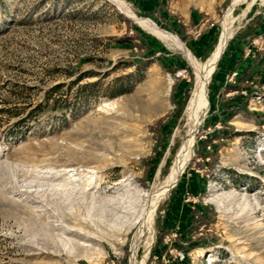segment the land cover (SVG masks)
Returning <instances> with one entry per match:
<instances>
[{
	"label": "rangeland",
	"instance_id": "rangeland-1",
	"mask_svg": "<svg viewBox=\"0 0 264 264\" xmlns=\"http://www.w3.org/2000/svg\"><path fill=\"white\" fill-rule=\"evenodd\" d=\"M0 264H264V0H0Z\"/></svg>",
	"mask_w": 264,
	"mask_h": 264
},
{
	"label": "bare ground",
	"instance_id": "bare-ground-1",
	"mask_svg": "<svg viewBox=\"0 0 264 264\" xmlns=\"http://www.w3.org/2000/svg\"><path fill=\"white\" fill-rule=\"evenodd\" d=\"M120 6L124 9H126V11L129 14L133 13L125 6L124 3H119ZM140 21L142 23H144L147 27H149L152 31L158 33L162 38L168 40V36L164 33H162L161 31H159L150 21L146 20V19H140ZM232 22L233 20L231 18H229V20L226 22V24L223 27V31L220 37V41L216 47V49L212 52V54L209 56V58L202 64V63H197L198 65V69H199V76H198V82H197V88H196V92L195 95L193 97V101H192V107H195L197 105H205L206 104V89H207V84L208 81L218 63V60L221 56V52L223 51V48L226 44L227 38L229 36V34L232 31ZM193 141V140H192ZM192 146L187 150V153L191 154L192 153ZM182 169V165H179L176 167L175 172L173 173V176L175 174H177L180 170ZM73 181V180H72ZM164 184L162 183L160 185L159 188H157L155 190V192L153 193V195L151 196V199L154 200L153 198H156L157 196L160 195L162 189L164 188ZM155 189V188H154ZM150 199V198H149ZM147 212V211H146ZM154 209L151 208V210L149 211V213L151 214V220L154 218ZM145 214V213H144ZM146 217V216H145ZM150 219V218H149Z\"/></svg>",
	"mask_w": 264,
	"mask_h": 264
},
{
	"label": "crops",
	"instance_id": "crops-1",
	"mask_svg": "<svg viewBox=\"0 0 264 264\" xmlns=\"http://www.w3.org/2000/svg\"><path fill=\"white\" fill-rule=\"evenodd\" d=\"M129 15V14H128ZM130 16V15H129ZM130 17H132V16H130ZM170 18V20H176L175 19V17H174V15H171V17H169ZM184 18H185V23L186 24H190V25H193V24H198L199 23V20H198V13L197 12H195L194 10H186V12H184ZM201 38V37H200ZM195 39H193V41H194ZM210 40L209 39H205V40H200V39H198L196 42H194V43H196L197 45H198V47L196 48V51H198V52H201V53H203L204 54V50L206 49V47L210 44ZM170 51V50H169ZM168 50H167V48H164V52L163 53H167V55H169L171 52H169ZM170 55H172V54H170ZM242 61V62H241ZM244 58H243V60H240L239 62H238V64L236 65V68H239L240 69V71H241V73H240V76H238L239 78L238 79H241V78H243V77H245V76H247V64H246V66H243V63H244ZM168 62V61H167ZM175 66H177V67H179L180 65L179 64H175V65H170L169 66V68H172V67H175ZM242 67H244V69L243 70H241V68ZM216 86L217 87H214V89H212L211 90V98H212V102H214L213 100L215 99V96L217 95V93H219V89L221 88V86L220 85H218V84H216Z\"/></svg>",
	"mask_w": 264,
	"mask_h": 264
},
{
	"label": "trees",
	"instance_id": "trees-1",
	"mask_svg": "<svg viewBox=\"0 0 264 264\" xmlns=\"http://www.w3.org/2000/svg\"><path fill=\"white\" fill-rule=\"evenodd\" d=\"M179 33H180V35H181L182 38H184L185 40L188 41V38H187L186 34H184V32H182V31L179 30ZM245 36H246V34H245ZM130 38H133V37H132V36H126V37H124V39H129V40H130ZM213 41H214V40H212V42H213ZM212 42H210V44H211ZM189 43L191 44V42H189ZM210 44H209V45L206 47V49L204 50V55H205L204 57H206L207 54L209 53V49L211 48V45H210ZM191 45H192V44H191ZM176 68H177V66L172 67V68H170V69L172 70V72H175V71H176ZM240 80H241V79H240ZM245 106H247V104H246ZM219 133H220V132H217V134H214V135L210 136L209 138L202 140L201 145H202V146L210 145L211 142L214 140V138L220 135ZM190 211L193 213L192 215L195 217V216L197 215V213L201 211V208H199L198 206H194V208H192ZM183 233H184V231H181V230L178 231V234H179L180 236H181V234H183ZM159 240H160V242L163 243L162 238L159 239ZM198 241H199V244H200V245H205V244H208L211 240H210V238H209L208 235H205V236H200V238L198 239ZM157 242H158V240H157ZM162 243H160V245H159V248H161V251L165 250V247H163V248L161 247V246H162ZM177 245H179V246L182 247V244H181V243H179V244H177ZM157 250H158V248L156 247L155 250H154V252H156Z\"/></svg>",
	"mask_w": 264,
	"mask_h": 264
},
{
	"label": "built area",
	"instance_id": "built-area-1",
	"mask_svg": "<svg viewBox=\"0 0 264 264\" xmlns=\"http://www.w3.org/2000/svg\"><path fill=\"white\" fill-rule=\"evenodd\" d=\"M238 71L234 70L231 74H230V80H234L236 75H237ZM187 257V254L185 251H178L176 254V258H178L179 260H184Z\"/></svg>",
	"mask_w": 264,
	"mask_h": 264
}]
</instances>
